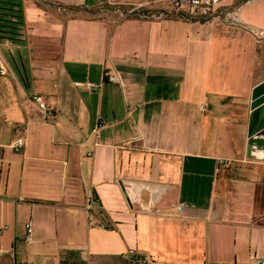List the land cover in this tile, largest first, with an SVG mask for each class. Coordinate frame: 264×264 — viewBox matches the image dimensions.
Masks as SVG:
<instances>
[{
    "label": "crops",
    "instance_id": "0c3cea01",
    "mask_svg": "<svg viewBox=\"0 0 264 264\" xmlns=\"http://www.w3.org/2000/svg\"><path fill=\"white\" fill-rule=\"evenodd\" d=\"M20 1L19 37L0 38V264L264 254V0H218L236 26L149 0Z\"/></svg>",
    "mask_w": 264,
    "mask_h": 264
},
{
    "label": "built area",
    "instance_id": "2783aa9c",
    "mask_svg": "<svg viewBox=\"0 0 264 264\" xmlns=\"http://www.w3.org/2000/svg\"><path fill=\"white\" fill-rule=\"evenodd\" d=\"M150 1H156L159 3L165 2V7L157 6V10L165 15H173L189 20H222L228 18L224 15L225 12L223 11V9L216 6L218 0H149V2ZM138 6L140 7L141 4H139ZM233 23L236 24L237 22L233 19H229L228 24ZM5 70V67L0 64V74L5 73ZM103 73L105 80L110 81L114 79L112 75L107 74L105 71ZM85 84L89 88H93L95 86V84L91 82H87ZM31 100L37 105V107L43 110L48 109V106L44 103L39 93H32ZM12 144L15 147H21L23 144V140L21 137H18L12 142ZM90 197L91 196L88 195V199L84 208L88 207ZM25 227L28 233L30 231L29 222L25 223ZM141 261H146V257L142 258ZM253 264H264V254L255 257L253 260Z\"/></svg>",
    "mask_w": 264,
    "mask_h": 264
},
{
    "label": "trees",
    "instance_id": "16d2710c",
    "mask_svg": "<svg viewBox=\"0 0 264 264\" xmlns=\"http://www.w3.org/2000/svg\"><path fill=\"white\" fill-rule=\"evenodd\" d=\"M21 26V1L0 0V38L17 39Z\"/></svg>",
    "mask_w": 264,
    "mask_h": 264
},
{
    "label": "water",
    "instance_id": "95a60500",
    "mask_svg": "<svg viewBox=\"0 0 264 264\" xmlns=\"http://www.w3.org/2000/svg\"><path fill=\"white\" fill-rule=\"evenodd\" d=\"M159 15L160 13L155 11H141L139 13V16L142 17H156ZM250 106H260L259 108H257V110L261 112V114H264V80L260 81L253 87L250 97ZM262 125H264V121L259 123V125H257V128Z\"/></svg>",
    "mask_w": 264,
    "mask_h": 264
},
{
    "label": "rangeland",
    "instance_id": "374dc122",
    "mask_svg": "<svg viewBox=\"0 0 264 264\" xmlns=\"http://www.w3.org/2000/svg\"><path fill=\"white\" fill-rule=\"evenodd\" d=\"M162 4H166L165 2H163ZM255 6H259V7H263L264 8V4L262 5H255ZM148 11H150V10H148ZM166 17H168V18H175V19H177V18H179V19H183V20H189V19H184V18H182V17H177V16H173V15H166ZM229 19L230 18H227V19H222V20H219V19H217V20H214V21H220V22H223V23H228L229 22ZM257 19V18H256ZM228 20V21H227ZM199 21H206V20H199ZM210 21V20H209ZM234 24V23H233ZM238 24V23H237ZM235 25V24H234ZM236 26V25H235ZM239 26V25H238ZM254 36H255V38H260L263 34H262V32H259L258 33V31L256 32L254 29H251V28H249L248 29Z\"/></svg>",
    "mask_w": 264,
    "mask_h": 264
}]
</instances>
